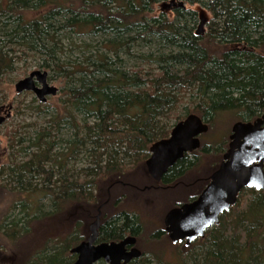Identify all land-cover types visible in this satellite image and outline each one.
Returning <instances> with one entry per match:
<instances>
[{
	"label": "trees",
	"instance_id": "1",
	"mask_svg": "<svg viewBox=\"0 0 264 264\" xmlns=\"http://www.w3.org/2000/svg\"><path fill=\"white\" fill-rule=\"evenodd\" d=\"M47 5L51 7L46 12L28 21L18 12ZM197 7L209 15L206 34L195 35ZM0 12L10 14L0 22V37H4L0 39V75L14 71L13 58L3 42L43 53V66L68 78L60 94L73 113L69 124L76 129L71 142L78 144L75 152L82 146L87 160L83 168L71 173L65 169L66 162L52 152L55 143L45 138L49 133L41 131L36 136L31 142L36 150L8 172L14 185L47 197L48 210H41L36 201L15 200L12 206L20 207L21 216L9 219L4 214L0 219V230L11 242L27 234L30 223L41 218L56 221L55 216L75 204L97 209L108 204L113 192L102 200L92 193L100 181H112L109 189L130 187L144 194L161 189L166 194L183 191L185 200L173 204L164 202L171 197L153 205L140 204L143 193L132 202L125 193L111 201V213L103 214L98 241H118L126 235L139 238L144 217L154 207L161 206L157 214L161 217L164 212V218L169 209L201 193L228 142L226 136L219 142H200L198 149L185 153L158 182L150 179L142 189L124 177L137 164L144 165L151 144L168 137L173 125L191 113L209 126L224 113L248 122L264 112V0H8ZM61 14L62 20L56 19ZM65 29L101 34L111 54L87 56L86 66L66 70L57 63L54 44V33ZM139 44L157 50L135 56L133 47ZM119 52L152 63L153 68L130 69ZM184 98L183 115H177ZM171 120L175 123L170 124ZM81 133L86 143L83 136L78 138ZM87 143L91 146L85 147ZM125 161L134 163L125 165ZM33 179L40 182L39 188L32 186ZM246 191L244 204L239 207L236 201L205 232L201 249L189 256V264H264V193L252 188ZM80 226L77 222L65 236L44 240L21 264H71L76 259L71 248L86 238L78 234ZM163 234L164 225L155 228L149 238ZM149 256L143 251L127 264H171L156 254Z\"/></svg>",
	"mask_w": 264,
	"mask_h": 264
},
{
	"label": "rangeland",
	"instance_id": "2",
	"mask_svg": "<svg viewBox=\"0 0 264 264\" xmlns=\"http://www.w3.org/2000/svg\"><path fill=\"white\" fill-rule=\"evenodd\" d=\"M6 3H8V0H0V7H5ZM50 7V5H47L38 10L27 9L19 10L18 12L23 14L24 21H28L39 14L46 12ZM9 15V13L3 14L0 12V22L8 18ZM205 15L207 21L204 25V33L206 34L209 15L206 13ZM62 17L61 14L60 16L58 15L56 19L62 20ZM198 22L199 18L195 24V30ZM1 32L2 27L0 24V34ZM54 37L56 39L54 44L56 48V57L58 59L57 63L60 64V66H63L66 70H74L81 68L80 66H86L85 58L87 56L102 55L104 53L108 55L111 54L108 50L109 42L106 41V38L99 33H92L86 29L58 30L54 33ZM1 38L4 40L3 35L0 39ZM2 44L5 45L3 46L4 50L8 51L13 58L14 71L5 72L0 75V116L4 118V121L0 124L1 220H3L4 214L10 215L9 219L21 216L19 213L20 207L17 205L15 207L12 206L13 202L18 199L31 200L32 202L36 201V204L41 210H48L49 199L47 197L43 196L40 191L34 192L32 189L23 190L14 185V182H12L11 179L12 176L8 172V168L13 167L16 163H20L29 155V153L36 150L35 147L31 145V142L35 140L36 136L39 135L41 131L49 133L45 135V138L55 143L52 152L57 153L59 158L66 162V170L71 172V170L83 168L87 163V160L82 156V146L79 145L77 152L74 151L78 144L71 141L74 139L76 128H73L69 124L71 122L69 115H73V113L71 112L69 105L64 101L66 97L60 94V90L67 87L66 83L69 84L68 78L53 68H45L43 64L46 57L43 53L28 51L26 46L18 43L11 44L3 42ZM210 47L211 46H209V49ZM222 47L224 49L229 47V45L221 46V49ZM212 48L215 49L214 47ZM133 50V54L138 56L142 52L148 53L149 51H152L155 53L157 49L156 46L153 45L148 47L139 44L134 46ZM119 54L123 56L125 65L129 66L130 69L141 68L148 70L150 67L151 69L153 68L152 63L150 66L146 61H141L137 57L129 58L122 52H119ZM34 70L46 71L47 82L58 88L57 93L55 95L47 96L46 101L44 102H40L32 91H23L19 93L16 92L14 88L18 80L26 77ZM186 102L187 100L184 98L180 108L176 110L177 115H183L182 106L185 105ZM77 119L80 120L81 117L78 115ZM88 122L91 123V119H88ZM234 122H236V119H234L229 113L221 114L215 119L214 124L208 126L207 132L199 136L200 142L211 140L219 142L224 136L227 137L228 142L231 127ZM174 123L175 120L170 121V124ZM84 136L85 133H81L78 138L82 137V141H84ZM84 146L90 147L91 145H88L87 143ZM132 163L134 162L125 161L124 164L131 165ZM133 171L134 172L131 175L129 174L128 177H124L128 183L138 185L137 187H142V189L143 186L149 185L148 183L151 182L150 179L152 178L146 170L145 163L144 165L137 164L136 168H133ZM33 180L32 186L39 188L41 186L40 182L36 179ZM111 182L106 180L102 182L100 181L97 182L94 189L92 188L93 195L99 200L104 199L106 193L111 194V192H113V195L109 197L108 204L98 207L101 212L100 222L103 221L102 219L104 218V215L107 216L111 213V208L108 206H110L111 201H113V199L119 194L125 193L126 198L132 202L137 198L138 193L140 195L143 193V195H141L142 198L139 199L140 204L148 202L152 205L157 204L165 197H171V201H169L170 199L168 200V198L164 199V202L168 201V204H173V202H183L185 200L184 192L181 190H174L173 192L166 194L161 189V192L157 190L155 192L150 191L149 193L146 192L147 194H144V192H136L130 187L121 188L118 186L115 187L114 190L113 188L109 189ZM246 189L248 188H244L245 192H243L237 200V205H239V207L244 204V200L246 199ZM96 209V207L87 206L85 203L75 204V206L69 207L64 213L54 217L56 221L58 220V223L54 220L47 221V219H38L30 223V231L27 234L20 236L12 242L6 238L0 230V264H21L24 259L30 257L31 253L37 249L44 240L55 238L57 236H65L67 231V233H69L70 230L74 229V224L77 222L81 223L79 229L80 233L78 234H83L87 237L89 234V224L95 219L97 213ZM154 209V212L150 210L148 214L146 213L148 217H144L143 230L139 238L136 237L135 245L142 253L143 251L148 252L150 255L149 257L156 254L160 256L163 261H167L171 264H189V256L201 249L200 245L204 242L201 240L202 237L196 239L191 244L186 245V247L184 246L185 241L174 243L169 239L167 234H163L160 238H149L155 228H161L163 226L162 216L164 212L161 217H158L157 214L158 212L160 213L162 209L161 206L154 207ZM212 226L210 228H212Z\"/></svg>",
	"mask_w": 264,
	"mask_h": 264
},
{
	"label": "water",
	"instance_id": "3",
	"mask_svg": "<svg viewBox=\"0 0 264 264\" xmlns=\"http://www.w3.org/2000/svg\"><path fill=\"white\" fill-rule=\"evenodd\" d=\"M197 9L199 22L195 35H200L205 30L207 18L201 7ZM14 88L19 93L32 91L40 102L58 91L47 82V72L41 70L31 71L18 80ZM3 121L0 116V124ZM207 130L208 124L193 113L177 121L168 137L157 140L149 148L145 167L151 178L158 182L185 153L198 149L199 136ZM244 188L264 192V113L253 121L233 123L227 149L218 168L209 176L208 184L194 200L166 212L164 231L174 243L185 241V244H191L219 222L220 215L236 203ZM100 214L98 208L95 219L89 224L86 239L71 248L70 252L76 254L71 264H95L100 260L106 264H127L140 257L142 252L135 245L134 235H126L118 241H98Z\"/></svg>",
	"mask_w": 264,
	"mask_h": 264
},
{
	"label": "flooded vegetation",
	"instance_id": "4",
	"mask_svg": "<svg viewBox=\"0 0 264 264\" xmlns=\"http://www.w3.org/2000/svg\"><path fill=\"white\" fill-rule=\"evenodd\" d=\"M264 113V112H263ZM249 189V188H248ZM252 189H254V188H252ZM255 190H257V189H255ZM244 191V189H242L240 192L242 193ZM261 192H263L262 190H260ZM245 192V191H244ZM264 193V192H263Z\"/></svg>",
	"mask_w": 264,
	"mask_h": 264
},
{
	"label": "bare ground",
	"instance_id": "5",
	"mask_svg": "<svg viewBox=\"0 0 264 264\" xmlns=\"http://www.w3.org/2000/svg\"><path fill=\"white\" fill-rule=\"evenodd\" d=\"M218 223H219V222H218ZM218 223H217V224H218Z\"/></svg>",
	"mask_w": 264,
	"mask_h": 264
}]
</instances>
